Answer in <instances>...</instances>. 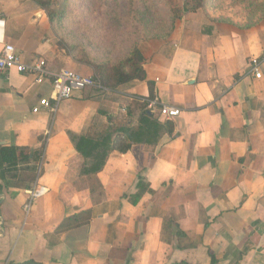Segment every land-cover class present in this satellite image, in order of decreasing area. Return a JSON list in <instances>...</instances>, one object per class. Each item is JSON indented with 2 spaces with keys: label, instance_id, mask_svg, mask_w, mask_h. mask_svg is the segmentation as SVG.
<instances>
[{
  "label": "crops",
  "instance_id": "crops-1",
  "mask_svg": "<svg viewBox=\"0 0 264 264\" xmlns=\"http://www.w3.org/2000/svg\"><path fill=\"white\" fill-rule=\"evenodd\" d=\"M0 20V52L92 76L32 0H0ZM144 48V80L74 91L54 111L39 105L50 79L0 72V264H264V65L256 78L250 63L264 56V2L244 22L191 12ZM154 97L179 115L149 110V141L127 136L93 172L76 138L129 135ZM34 186L46 193L26 212Z\"/></svg>",
  "mask_w": 264,
  "mask_h": 264
},
{
  "label": "trees",
  "instance_id": "trees-1",
  "mask_svg": "<svg viewBox=\"0 0 264 264\" xmlns=\"http://www.w3.org/2000/svg\"><path fill=\"white\" fill-rule=\"evenodd\" d=\"M46 13L49 23L53 32L58 38V45L65 50L74 61L80 64H84L90 67L93 71L92 77L96 82H99L104 88L113 90L118 86L128 83L133 80H144L146 78L145 70L143 67L146 57L144 56L145 48L142 47V39H146L145 36L137 34V30L132 31L133 34L132 42L128 47L125 48V53L121 56L116 55V48L104 47L98 48L97 54H95L91 47V41L84 44L78 38L79 32L75 30V26L81 23L84 30L88 28L91 30L92 25L99 26V30L103 29L110 18H114L118 22L125 16L116 12L115 9L98 5L101 2L109 3L108 0H86L85 2V13L82 14H71L72 8L68 0H32ZM116 1V0H114ZM207 0H184L182 5H174L169 9V14L166 20H163L162 26L156 29V32L150 35L152 38L166 39L170 36L171 32L175 27V22L180 19L183 13L194 12L199 8H202L203 4ZM97 2V4L95 3ZM264 0L259 4L258 9L260 10L263 6ZM129 8H124L125 13L130 14L134 9L139 12L140 9L132 8V5H128ZM146 11V6H145ZM123 33H126L125 25L117 24ZM107 31V28H104ZM94 32V31H93ZM129 34V35H130ZM80 37H86L87 35H81ZM83 39V38H81ZM122 41L118 45L121 44ZM117 45V46H118ZM102 50H108L106 52ZM152 94V86L149 85ZM97 89V88H96ZM99 91H103L97 89ZM142 107V119L140 120L143 125L140 129L133 128L129 135L126 133L121 137H117L116 140H112V132L106 131L105 133L92 134L89 132L84 133L76 138L75 148L83 155L88 157L94 155L91 170L93 172L99 171L106 160L108 153L112 150H118L125 152L130 148V144L126 139L130 135H139L141 140H148L152 136L153 130L158 129V119L149 112L147 105L144 103ZM163 127V125H162ZM142 136V137H141ZM134 138V137H133ZM75 140V138H74ZM112 142V145H111ZM8 264H41L34 260H27L20 263L10 262ZM182 264V263H181Z\"/></svg>",
  "mask_w": 264,
  "mask_h": 264
},
{
  "label": "rangeland",
  "instance_id": "rangeland-1",
  "mask_svg": "<svg viewBox=\"0 0 264 264\" xmlns=\"http://www.w3.org/2000/svg\"><path fill=\"white\" fill-rule=\"evenodd\" d=\"M72 8L73 14H84L85 13V2L86 0H68ZM184 0H108L109 3L101 2L97 4L107 9L111 7L115 9L118 14H125L123 18L118 22L114 18H110L109 22L99 30V26L92 25L91 30L88 28L83 29L81 23L75 26V30L79 32L78 38L84 44L91 41L92 51L97 54L98 48L104 47H114L116 48L115 56H122L125 53V48L132 42L133 34L132 31L137 30V34L143 35L146 39H142V47L152 48L160 46L163 42L168 41V36L166 39L152 38L150 35L156 32V29L162 26V21L166 20L169 14V9L174 7V5L181 6ZM262 0H207L202 8L196 11H202L208 16L215 18H227L235 21L244 22L258 13V6ZM128 5H132V8L140 9L139 12L134 9L130 14L125 13V9L129 8ZM146 6V11H145ZM125 8V9H124ZM191 12L183 13L182 17L178 19L181 21L185 15ZM82 14V15H83ZM125 25L126 33L122 36L121 29L117 27V24ZM107 28V31H104ZM94 31V32H93ZM56 36V34L53 32ZM130 34V35H129ZM81 35L86 37H80ZM57 38V36H56ZM83 38V39H81ZM58 39V38H57ZM122 41V45H118ZM58 42V41H57ZM118 45V46H117ZM104 51V50H102ZM108 50H105L106 52ZM76 70L81 73L80 70Z\"/></svg>",
  "mask_w": 264,
  "mask_h": 264
},
{
  "label": "built area",
  "instance_id": "built-area-1",
  "mask_svg": "<svg viewBox=\"0 0 264 264\" xmlns=\"http://www.w3.org/2000/svg\"><path fill=\"white\" fill-rule=\"evenodd\" d=\"M4 29V21L0 20V42L2 41V34ZM251 72L254 77L260 78V68L264 65V56L252 58ZM9 69H15L18 72L30 73L35 77L34 82L41 84L47 78L50 79L51 93L50 97L40 98L39 105L49 110H56L60 101L68 99L72 96L74 91H82L87 88H97L100 90H106L99 82H96L92 76L82 75L74 70L68 68H62L56 72H50L46 68V61L42 58H38L32 63H25L20 54L17 53L15 47L9 43H3L2 50L0 52V72L5 73ZM141 102L147 105L149 110L156 109L160 116L165 119H171L179 115L180 110L174 106L167 104H160L159 101L154 98H139ZM39 107L33 108V112H37ZM29 198L24 208L28 212L31 203L38 197L46 193L44 186H34L28 192Z\"/></svg>",
  "mask_w": 264,
  "mask_h": 264
}]
</instances>
